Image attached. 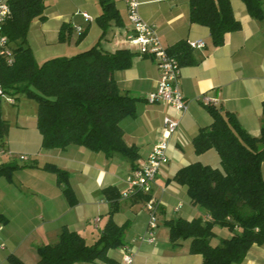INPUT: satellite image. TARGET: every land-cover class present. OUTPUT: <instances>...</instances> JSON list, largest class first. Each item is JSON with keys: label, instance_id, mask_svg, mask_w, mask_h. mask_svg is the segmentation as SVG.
<instances>
[{"label": "crops", "instance_id": "1", "mask_svg": "<svg viewBox=\"0 0 264 264\" xmlns=\"http://www.w3.org/2000/svg\"><path fill=\"white\" fill-rule=\"evenodd\" d=\"M120 1L124 16L116 2L115 6L124 25L111 24L102 38V30L95 21L101 13L99 7L93 22L89 23L79 15L80 22L70 24L72 36L68 42H58L61 24L57 36H45L48 28L39 22L34 25L42 36H31L28 41L33 43L31 49L37 63L74 55L97 42L107 51L129 49L136 53L131 66L116 71L113 77L122 92L140 100L136 114L120 122L123 140L127 146L134 147L137 158L132 162L119 154L107 156L77 145L44 150L36 115L20 116L22 125L14 130L18 141L13 143L11 139L8 144L5 139L0 165L54 164L67 172L77 202L74 206L68 204L53 173L26 167L16 169L10 178L0 176V215L5 218L0 221V264H9L7 256L10 254L26 264H34L38 260L37 247L55 243L62 227L78 232L87 244L94 243L106 225L112 195L116 207L112 220L117 226L124 227L123 246L107 252L115 264H126L123 247L133 255L131 264H202L201 255L189 252V239L177 243L169 239L166 221L209 218L203 208L191 203L186 187L173 177L179 169L191 163L220 169V158L214 149L197 154L193 147V139L199 130L213 121L208 105L202 101L204 95L215 100L211 105L233 114L250 136H259L264 128V0H260L262 17L258 18L249 14L243 0H229L240 28L225 33L219 46L211 44L207 27L190 22L189 0H138L141 18L155 26L163 46L170 48L179 41L188 40H202L205 45L192 48L194 64L180 66L179 88L187 110L178 118L176 131L167 139V162L159 168L150 190L125 199L121 194L127 189L126 176L133 168L145 163L152 147L162 138L164 117H173L175 112L165 104L145 101L146 95L156 88L159 71L152 57L140 55L135 46L127 43L130 25L126 19L125 2ZM92 24L96 25L97 32L89 36ZM77 26L81 27V33L77 32ZM55 43L61 46H55ZM261 175L264 177V163L261 164ZM106 189L113 192L106 193ZM147 200L154 201L157 221L164 223L152 231L155 238L152 243L140 240L147 232ZM226 233L229 237L230 232ZM74 264L108 263L96 260ZM240 264H264V244L252 245Z\"/></svg>", "mask_w": 264, "mask_h": 264}, {"label": "trees", "instance_id": "2", "mask_svg": "<svg viewBox=\"0 0 264 264\" xmlns=\"http://www.w3.org/2000/svg\"><path fill=\"white\" fill-rule=\"evenodd\" d=\"M251 16L262 17L260 0H243ZM101 9L95 18L102 38L112 25L121 27L123 19L114 0H97ZM41 0H11L10 16L3 26L13 50L11 62L0 61V86L14 99L26 94L37 100L36 125L41 148L64 149L69 145L84 147L107 156L119 154L135 161L137 152L123 140L120 122L136 114L138 98L122 92L113 75L128 69L135 52L129 49L104 50L100 42L71 56H58L37 63L28 44L27 33L33 18L43 19ZM189 20L209 30L211 44L219 46L224 35L237 31L229 0H189ZM72 36L70 24H61L58 42ZM81 37H79L80 39ZM180 66L194 64L192 48L179 41L168 48ZM1 101V98H0ZM207 110L213 121L199 130L193 139L197 154L214 149L220 158V169L191 163L179 169L173 179L185 186L193 205L203 208L209 218L191 221L177 218L165 222L172 243L190 240L189 252L202 256V264H240L252 245L264 244V128L257 137L250 136L228 111L213 105ZM264 111V103H262ZM8 124L0 114V148L4 146ZM38 168L56 175L57 184L70 206L77 202L66 171L54 164L38 166L35 162L18 165L3 163L0 176L8 178L19 168ZM112 190L106 189L105 192ZM113 192V191H112ZM117 197V196H116ZM102 234L92 244L75 231L62 227L57 241L37 247L34 264L93 263L96 260L115 264L107 256L110 249L123 246L124 227L117 226L115 196ZM0 221L5 218L0 215ZM226 228L230 236L211 244L214 227ZM9 264H26L18 257L7 256Z\"/></svg>", "mask_w": 264, "mask_h": 264}, {"label": "built area", "instance_id": "3", "mask_svg": "<svg viewBox=\"0 0 264 264\" xmlns=\"http://www.w3.org/2000/svg\"><path fill=\"white\" fill-rule=\"evenodd\" d=\"M10 1L0 0V61L11 62L13 50L10 46L8 37L3 33V26L10 16ZM43 2L54 0H41ZM175 1V0H168ZM126 5V19L130 25V30L126 35L128 44L137 48L140 55L150 56L154 59L159 71V80L156 88L149 92L145 101L151 104H165L173 109L175 116H165L163 119L162 138L152 147L145 163L142 166L133 168L126 176L127 189L121 194L123 199L135 196L139 193H145L153 185L159 168L166 163L167 139L176 131L178 127V118L187 110V103L179 88L180 65L179 62L168 53V48L162 45L157 30L154 25L145 22L139 12L138 0H124ZM85 21L91 23L94 18L86 12H79ZM76 30L81 33V27ZM190 48H203L202 40L186 41ZM0 98L8 103L14 104V98L5 94L0 86ZM202 101L211 105L215 103L213 98L207 95L202 97ZM22 159H25L22 156ZM146 208L149 212L146 236L140 237V240L154 242L155 238L152 231L156 228V206L153 200H147ZM123 250V261L131 264L133 255Z\"/></svg>", "mask_w": 264, "mask_h": 264}, {"label": "rangeland", "instance_id": "4", "mask_svg": "<svg viewBox=\"0 0 264 264\" xmlns=\"http://www.w3.org/2000/svg\"><path fill=\"white\" fill-rule=\"evenodd\" d=\"M116 6L119 9L122 16H124V9L123 4L120 0L115 1ZM44 10L43 15L45 16L43 19H39L38 17L33 18L29 31L27 33V39H32L31 36H42L40 31L38 30L37 26L34 25L36 22L45 23L46 27L48 28V32L45 36H57V30L60 24H73L77 21L80 22L81 17L78 15L81 11H86L90 14L93 18H95V13L99 11V5L97 0H54L44 2ZM78 23V22H77ZM74 26V25H73ZM97 32V27L95 24H92L90 29L89 36H94ZM30 47H33V43L30 40L28 41ZM55 46H61L55 43ZM15 104L12 105L8 103L5 99H1L0 101V114L2 119H4L8 124V131L6 136V142L8 140V144L10 140H13V143L18 141L17 133H15V129L22 125L20 122V116H29L36 115L38 103L36 98L28 96L26 94H20L18 97L14 99ZM31 119V118H30ZM18 123V124H17ZM3 149L0 148V152ZM50 150V149H44ZM22 159V156H18ZM26 159V158H25ZM19 161V159H17ZM156 224L163 226L164 223L162 220L159 222L157 221L156 217ZM214 232L216 233L217 237L211 240V244L214 245L220 238L227 237V229L221 228L219 226L214 227ZM216 239V241H215ZM219 243V241H218ZM217 243V244H218Z\"/></svg>", "mask_w": 264, "mask_h": 264}]
</instances>
